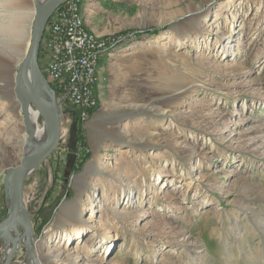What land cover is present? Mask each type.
Listing matches in <instances>:
<instances>
[{
	"label": "rangeland",
	"instance_id": "374dc122",
	"mask_svg": "<svg viewBox=\"0 0 264 264\" xmlns=\"http://www.w3.org/2000/svg\"><path fill=\"white\" fill-rule=\"evenodd\" d=\"M81 2L120 45L99 107L82 120L65 104L60 144L25 179L40 264H264V0ZM18 4L21 31L0 30V223L31 125L16 78L36 6ZM12 247L0 239V264ZM31 262L22 240L10 264Z\"/></svg>",
	"mask_w": 264,
	"mask_h": 264
},
{
	"label": "water",
	"instance_id": "95a60500",
	"mask_svg": "<svg viewBox=\"0 0 264 264\" xmlns=\"http://www.w3.org/2000/svg\"><path fill=\"white\" fill-rule=\"evenodd\" d=\"M67 1L46 0L36 5L30 48L18 68L16 92L23 101V112L26 121L30 125L28 110L32 105L43 118L47 139L42 146L32 144L34 131L30 125V136L27 139L25 154L18 165L7 169L6 193L7 187H9L10 194H7V199L9 200L10 210L7 218L0 223V239L11 241L13 247L5 264H10L11 258L16 252L17 244L21 243L22 240H25L28 257L33 260L34 264H40L34 254L33 225L30 219L23 218L25 207L23 199L24 182L29 173L37 170L41 163L55 151L61 141L64 111L57 101L49 80L40 68L38 56L49 18L60 5ZM19 228L23 230L22 235H20ZM12 231L16 233L15 237L12 235Z\"/></svg>",
	"mask_w": 264,
	"mask_h": 264
},
{
	"label": "built area",
	"instance_id": "2783aa9c",
	"mask_svg": "<svg viewBox=\"0 0 264 264\" xmlns=\"http://www.w3.org/2000/svg\"><path fill=\"white\" fill-rule=\"evenodd\" d=\"M118 45L87 28L81 0H69L56 9L42 39V57L62 108L70 105L85 120L99 107L101 60Z\"/></svg>",
	"mask_w": 264,
	"mask_h": 264
},
{
	"label": "bare ground",
	"instance_id": "6f19581e",
	"mask_svg": "<svg viewBox=\"0 0 264 264\" xmlns=\"http://www.w3.org/2000/svg\"><path fill=\"white\" fill-rule=\"evenodd\" d=\"M37 1H38V3H37ZM45 1L46 0H34V3H35V6H36L37 4H41V3L45 2ZM3 4H4V6L6 8L12 9V12L10 10V12H11L10 15L11 16L9 17V22L4 24L3 26H0L1 34H3L2 30L3 31H11V32L21 31L20 30L21 26H20V22L19 21L22 20V18L24 16L23 15L24 13L22 12V10H23L22 7L18 4V0H4ZM35 13H36V9L33 10V14L34 15H35ZM5 35H6V33H5ZM6 37H7V35H6ZM22 107H23V105H22ZM28 119H29V123L31 124V126L33 128V131H34V140L32 141V144H34L36 146L44 145V143L46 142V139H47V131H46L45 128H40L39 125H38V119H39L38 111L34 110L33 108H29V110H28ZM33 172L29 173V175H31ZM9 190H10V188L7 187V194L8 195L10 194ZM23 218L24 219H29V214L27 213L26 207H24V210H23ZM96 232H98V229H96ZM12 235L15 237L16 233L12 231ZM31 264H33V263L31 262Z\"/></svg>",
	"mask_w": 264,
	"mask_h": 264
},
{
	"label": "trees",
	"instance_id": "16d2710c",
	"mask_svg": "<svg viewBox=\"0 0 264 264\" xmlns=\"http://www.w3.org/2000/svg\"><path fill=\"white\" fill-rule=\"evenodd\" d=\"M96 110H94L93 112H92V114L95 112Z\"/></svg>",
	"mask_w": 264,
	"mask_h": 264
},
{
	"label": "crops",
	"instance_id": "0c3cea01",
	"mask_svg": "<svg viewBox=\"0 0 264 264\" xmlns=\"http://www.w3.org/2000/svg\"><path fill=\"white\" fill-rule=\"evenodd\" d=\"M92 31H94L93 29H91ZM95 32V31H94Z\"/></svg>",
	"mask_w": 264,
	"mask_h": 264
},
{
	"label": "flooded vegetation",
	"instance_id": "af4514ba",
	"mask_svg": "<svg viewBox=\"0 0 264 264\" xmlns=\"http://www.w3.org/2000/svg\"><path fill=\"white\" fill-rule=\"evenodd\" d=\"M75 111V110H74ZM75 115H76V113H75Z\"/></svg>",
	"mask_w": 264,
	"mask_h": 264
}]
</instances>
